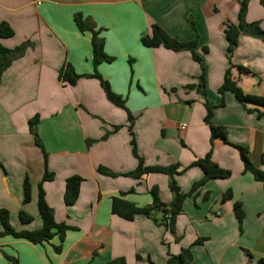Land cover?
<instances>
[{
  "label": "crops",
  "instance_id": "obj_1",
  "mask_svg": "<svg viewBox=\"0 0 264 264\" xmlns=\"http://www.w3.org/2000/svg\"><path fill=\"white\" fill-rule=\"evenodd\" d=\"M239 2L0 0V22L13 30L11 37L0 38V45L13 49L27 44L0 78V210L8 212L15 231L39 229L40 185L55 222L69 227L62 241L56 234L42 244L0 236V264H7V258L17 264H108L118 259L124 264H166L169 255L181 249L188 251L192 264L264 260V184L244 171L231 146L246 147L253 166L264 172V117L248 113L232 93H218L230 69L244 94L264 96V41L242 33L228 59L224 30L237 25ZM75 14L101 29L103 50L113 60L96 70L132 115L136 151L144 165L177 166L174 179L183 193L202 178V170L192 163L210 149L211 161L230 172L228 178L209 180L185 198L173 232L144 215L128 221L111 212L113 198L146 207L152 203L151 190L164 205L172 194L165 174L124 176L137 166L127 114L107 100L97 79L83 76L94 72L90 33L78 30ZM245 21L257 22L264 30L260 0L248 1ZM152 25L179 42L195 40L201 64L188 51L143 46L140 38L150 34ZM66 64L83 76L74 85L59 78ZM202 68L205 97L198 87ZM205 103L213 107L211 123L226 129L229 144L220 139L210 144ZM35 115L42 149L28 127ZM113 126L120 128L113 131ZM99 166L117 176L98 173ZM45 169L51 180L42 181ZM72 176L82 180L74 203L66 205L65 182ZM25 177L30 183L27 203L22 201ZM226 193L230 198L224 200ZM235 204L242 211L241 225ZM20 211L32 220L22 222Z\"/></svg>",
  "mask_w": 264,
  "mask_h": 264
},
{
  "label": "trees",
  "instance_id": "obj_2",
  "mask_svg": "<svg viewBox=\"0 0 264 264\" xmlns=\"http://www.w3.org/2000/svg\"><path fill=\"white\" fill-rule=\"evenodd\" d=\"M249 0H240L239 2V9H238V23L237 25H227L224 34L225 39L227 42V53L228 59L231 56L234 49L237 47L238 44V37L240 34L244 33L254 38H257L261 41H264V30H262L257 22L247 23L245 21V14L248 6ZM260 3L264 5V0H260ZM73 20L78 28V30L82 32H89L90 33V44H91V51H92V63L94 67V72L90 75H83L84 77H91L95 78L99 81L101 88L104 91V94L107 100L112 103L114 106L123 109L127 114V120L129 122L128 131L132 136L130 143H131V152L133 156L137 159V166L136 168L128 173H125L124 176H128L131 178L139 179L145 174L148 173H162L168 176V188L172 194V200L168 205H164L159 202L156 190H151L150 194L152 196V203L146 207H136L132 203L124 201L120 198H113L111 202V212L125 220H132L135 215H144L147 218L152 219L157 225L163 226L167 228L169 231L173 232L175 228V221L178 214H180L182 209V204L186 197L193 195V193L201 187L204 183L209 180L213 179H225L230 176V172L218 167L215 163H213L210 159L211 149L202 159H198L192 163L194 166H198L202 172V178L195 182L190 190L186 193L180 191L178 185L175 182L174 175L179 174L177 171V166H171L167 168H160V167H147L144 165V160L137 154L136 151V144L133 138L132 133V124H133V117L130 112L126 109L125 103L122 98L115 94L111 88L109 83L104 80L99 73L97 72V66L102 62H111L113 60L112 57L108 56L104 50V41L103 38L100 37L101 29H95L93 23H91L88 19L82 17L81 14H75ZM13 35V30L9 27L8 24L4 22H0V38H9ZM140 41L143 46L149 48H156V47H164L166 49L178 52V51H188L191 54V57L194 61H197L201 64L200 57L196 54V41H189V42H179L174 38L170 37L161 27L157 25H152L151 31L149 35H143L140 38ZM27 44H22L17 46L13 49H7L0 45V78L2 72L5 68L10 64L11 61L19 58L22 56ZM204 52H205V48ZM238 69L241 72H245L246 68L238 66ZM81 75L75 74L73 68L66 64L60 70L59 78L63 82H66L70 85H74L76 81L83 77ZM188 87H192V85H188ZM199 92L203 97L206 96L205 93V79H204V71L202 68V73L199 77L198 83ZM225 92H230L233 94L234 98L245 108L248 113L255 112L258 118L264 117V96H256V95H249L244 94L242 90L237 86L236 82L233 80L230 69L226 70L222 84L218 88V93L220 95H224ZM223 101L220 102L219 106H223ZM250 104L251 107H247L246 105ZM206 109V114L204 117V122L208 125L209 128V138L210 144L212 145L215 139H220L223 143L229 144L227 140V131L222 126L213 125L211 123L212 111L213 107L209 106L207 103L204 104ZM38 121V116L35 115L28 121L29 131L33 136L34 143L36 146L42 149L41 141L37 135L36 131V124ZM119 126H113V131L119 129ZM109 134L107 132L103 138ZM233 146L239 153L240 159L243 163L244 171L249 172L256 181L262 182L264 184V172L258 170L253 166L249 157H248V149L241 145H231ZM44 153V152H43ZM45 155V153H44ZM97 172L109 176V177H116L117 174L109 171L104 167H97ZM53 175L44 170L42 181L51 180ZM82 179L78 176H72L66 179L65 182V192H64V201L66 205H72L74 203V199L76 197L78 187L80 181ZM22 191H23V202L27 203L30 200V183L27 177L24 178L22 183ZM230 198V193L224 194L223 199ZM37 209L39 216L41 218V227L36 230L31 231H15L9 224L8 221V212L6 210H0V222L2 224V231H0V236L3 235H11L16 238H23L28 240L34 244H42L44 242H49V240L54 236L58 235L60 241L64 239L65 231L69 229L68 226L63 224H58L54 220V215L52 209L46 206L42 191L39 185V193L37 199ZM234 210L239 222L241 225L242 222V211L239 208V204L234 205ZM158 211L157 215H154V212ZM19 219L24 222H30L32 217L28 214L24 213L23 211L19 212ZM203 239H197L195 241L196 244L202 242ZM60 245L55 247L56 251H60ZM249 256V255H248ZM7 264H17V260L14 258H7ZM108 264H124V261L121 259L114 260L109 262ZM149 264H154L153 262L149 261ZM166 264H192L189 259L188 251L186 249H181L180 253L177 255H169L167 258ZM247 264H250L249 262ZM258 264H264V260H259Z\"/></svg>",
  "mask_w": 264,
  "mask_h": 264
},
{
  "label": "built area",
  "instance_id": "obj_3",
  "mask_svg": "<svg viewBox=\"0 0 264 264\" xmlns=\"http://www.w3.org/2000/svg\"><path fill=\"white\" fill-rule=\"evenodd\" d=\"M180 128H181V129H183V128H184V126H181Z\"/></svg>",
  "mask_w": 264,
  "mask_h": 264
},
{
  "label": "water",
  "instance_id": "obj_4",
  "mask_svg": "<svg viewBox=\"0 0 264 264\" xmlns=\"http://www.w3.org/2000/svg\"><path fill=\"white\" fill-rule=\"evenodd\" d=\"M158 211H155V214H157Z\"/></svg>",
  "mask_w": 264,
  "mask_h": 264
},
{
  "label": "rangeland",
  "instance_id": "obj_5",
  "mask_svg": "<svg viewBox=\"0 0 264 264\" xmlns=\"http://www.w3.org/2000/svg\"><path fill=\"white\" fill-rule=\"evenodd\" d=\"M155 213V212H154Z\"/></svg>",
  "mask_w": 264,
  "mask_h": 264
}]
</instances>
